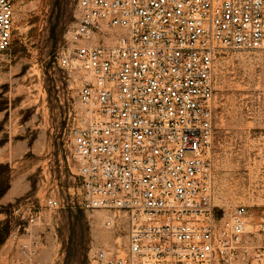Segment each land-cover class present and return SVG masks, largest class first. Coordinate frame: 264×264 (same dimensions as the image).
Here are the masks:
<instances>
[{
	"label": "built area",
	"instance_id": "2783aa9c",
	"mask_svg": "<svg viewBox=\"0 0 264 264\" xmlns=\"http://www.w3.org/2000/svg\"><path fill=\"white\" fill-rule=\"evenodd\" d=\"M77 13L56 60L80 73L78 204L126 225L89 263L264 264V211L214 203L217 58L264 49V0H77ZM15 30L14 1L0 0V68ZM22 213L21 251L37 264L43 210Z\"/></svg>",
	"mask_w": 264,
	"mask_h": 264
},
{
	"label": "rangeland",
	"instance_id": "374dc122",
	"mask_svg": "<svg viewBox=\"0 0 264 264\" xmlns=\"http://www.w3.org/2000/svg\"><path fill=\"white\" fill-rule=\"evenodd\" d=\"M15 36L0 68V264H31L22 211L43 210L31 227L37 264H90L92 246L125 242L126 225L79 206L71 127L83 105L80 73L59 67L57 53L77 23V0H13ZM214 203L264 211V49L226 50L216 63ZM59 197L64 207L50 210ZM21 208V211H17ZM105 216H101V213Z\"/></svg>",
	"mask_w": 264,
	"mask_h": 264
},
{
	"label": "trees",
	"instance_id": "16d2710c",
	"mask_svg": "<svg viewBox=\"0 0 264 264\" xmlns=\"http://www.w3.org/2000/svg\"><path fill=\"white\" fill-rule=\"evenodd\" d=\"M4 192H5L4 190L0 191V197L2 196V194H3Z\"/></svg>",
	"mask_w": 264,
	"mask_h": 264
},
{
	"label": "bare ground",
	"instance_id": "6f19581e",
	"mask_svg": "<svg viewBox=\"0 0 264 264\" xmlns=\"http://www.w3.org/2000/svg\"><path fill=\"white\" fill-rule=\"evenodd\" d=\"M101 216H105V214L102 212V213H101Z\"/></svg>",
	"mask_w": 264,
	"mask_h": 264
}]
</instances>
